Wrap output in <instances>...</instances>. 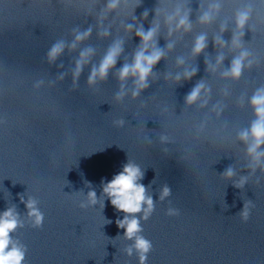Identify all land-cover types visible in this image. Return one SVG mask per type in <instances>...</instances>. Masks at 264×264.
I'll list each match as a JSON object with an SVG mask.
<instances>
[{"label":"clouds","instance_id":"obj_1","mask_svg":"<svg viewBox=\"0 0 264 264\" xmlns=\"http://www.w3.org/2000/svg\"><path fill=\"white\" fill-rule=\"evenodd\" d=\"M58 2L68 5L74 0H58ZM80 2L87 5L85 15L94 17L95 26L90 25L86 29L75 27L71 31L70 41L65 39L55 41L46 53L47 62L55 63L66 50L78 51L72 70V84L77 86L81 74L89 65L91 68L86 81L89 88H95L98 83L108 79L109 73H114L119 84L114 99L118 102H123L126 97L135 100L141 96L156 74L154 72L156 65L161 60H165L168 53L175 49L178 39L192 33L194 22L201 26L218 24L217 32L212 37L214 47L217 49L214 62L209 61L206 55L209 43L208 32L201 31L192 38L189 54L192 58L203 54L206 71L212 74L219 72L221 79L238 82L245 70H251L259 62L253 51L245 46L243 37L246 29L253 33L257 25L264 26V0H235V7L232 8L230 15H224L226 0H199L198 15L194 22L190 18L191 0H157L154 18L147 30L142 21L148 18V11L145 10L139 20L134 15L135 8L142 3V0H139L128 18L120 21V27L124 33V36L120 37L113 36L111 21L115 19L122 5H127L129 0H103V2L102 0H80ZM129 19L131 23L128 22ZM229 29L232 36L230 41H225L222 37ZM94 30L98 39L111 41L99 62L95 64L92 61L96 56V49L91 45L81 47L92 38ZM162 34L166 38L163 48L158 43ZM133 35L139 39V44L131 53L130 59H125L122 66L116 68L118 60L125 53V37L131 38ZM228 57H231V60L226 67L224 62ZM185 63L184 56H177L175 65L178 70L174 76L169 75L166 78L177 83L182 80H191L198 68H186ZM64 75L60 73L58 79L63 80ZM129 81H131V88L128 87ZM43 84V80H38L33 86L40 88ZM211 92V87L201 79L185 95V105L207 108L211 100ZM223 94L229 95L227 88L223 89ZM240 103L246 104L252 113V119L247 127L240 128L235 133V142L242 146L244 168L248 172L246 175H240L233 165H229L220 173V176L230 181L235 188L242 190L253 177L258 185L264 180V85L257 86L251 95L242 98ZM223 110L224 105L220 102L213 104L210 109L217 117ZM125 123L124 118L113 121V125L117 127H123ZM206 123L205 120L197 126L198 132L204 130ZM144 140L150 144L152 139L146 136ZM160 141L164 144L171 142L165 134L160 136ZM258 171L259 175H257ZM144 176L145 169L127 159L120 171L110 180H101L102 191L99 197L90 182L87 183L90 190L86 194L83 190L78 192L82 196L79 203L82 209L99 205L103 210L107 200L116 212L123 214L122 219L118 217L115 220L117 227L124 230L123 235L118 234V237H123L130 242L124 248V252L129 257L135 255L138 264H147L149 254L153 250L152 242L142 234L144 229L141 221H147L156 207L149 186L142 183ZM152 183H155V178ZM171 195L170 186L167 183L163 184L159 189V201L163 202ZM20 201L26 206V219L31 227L41 228L45 216L39 207V200L33 196L25 200L21 196ZM254 207L251 200L244 201L242 210L237 213L242 223L249 221ZM165 214L169 217H178L181 213L178 208L169 206ZM105 220L107 221L105 224L112 223L111 220L106 218ZM24 226L25 218L18 213L16 205L7 206L5 210L0 211V264H24L28 249L15 235L17 230Z\"/></svg>","mask_w":264,"mask_h":264},{"label":"snow or ice","instance_id":"obj_2","mask_svg":"<svg viewBox=\"0 0 264 264\" xmlns=\"http://www.w3.org/2000/svg\"><path fill=\"white\" fill-rule=\"evenodd\" d=\"M137 2H139V0H137Z\"/></svg>","mask_w":264,"mask_h":264}]
</instances>
